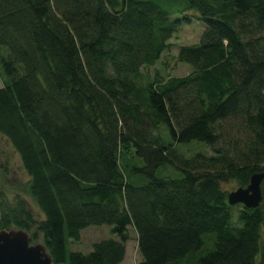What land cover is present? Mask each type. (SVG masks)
Masks as SVG:
<instances>
[{
	"label": "trees",
	"instance_id": "1",
	"mask_svg": "<svg viewBox=\"0 0 264 264\" xmlns=\"http://www.w3.org/2000/svg\"><path fill=\"white\" fill-rule=\"evenodd\" d=\"M196 22L190 73L143 72ZM0 45V134L43 215L0 190V231L54 264H123L131 228L139 264H264L263 204L223 188L264 173V0H0ZM103 225L115 237L70 250Z\"/></svg>",
	"mask_w": 264,
	"mask_h": 264
},
{
	"label": "rangeland",
	"instance_id": "2",
	"mask_svg": "<svg viewBox=\"0 0 264 264\" xmlns=\"http://www.w3.org/2000/svg\"><path fill=\"white\" fill-rule=\"evenodd\" d=\"M202 31V24L198 22L190 26L182 27L180 31L173 35L170 40V47L168 51L162 55V58L156 63V65L151 68L144 69L143 72L149 73L151 76L157 72L163 77H167L169 75L182 76L190 73L192 71V67L186 63L179 62L177 60V54L181 46L199 42ZM8 53L9 49L6 46L0 45V88L4 84V78L1 70V57L5 55L7 56ZM162 132L163 134L166 133L164 130ZM183 150L188 156H190L195 151H206L208 148L203 145H187L183 147ZM124 155L125 156L122 160H126L125 163L128 162L131 165L138 163V159H136L131 150L126 152ZM29 179L30 177L22 164L20 155L15 151L11 143L0 134V190H4L10 195L20 194L29 202L38 217L42 219L43 215L33 201L32 195L29 191ZM223 188L227 192H231L238 188V184L235 181L225 182L223 183ZM262 204L264 206V199ZM6 231L18 232L19 229L12 227ZM26 233L28 234L31 245H44L42 238L32 242L30 240L31 234L28 232ZM130 233L131 238L127 243V256L123 264H139L142 257L138 249L137 232L131 228ZM109 237H115L111 234L110 226H91L83 231L81 240L79 242L72 241L69 248L73 251L87 253L92 251L94 242Z\"/></svg>",
	"mask_w": 264,
	"mask_h": 264
},
{
	"label": "water",
	"instance_id": "3",
	"mask_svg": "<svg viewBox=\"0 0 264 264\" xmlns=\"http://www.w3.org/2000/svg\"><path fill=\"white\" fill-rule=\"evenodd\" d=\"M264 173L251 177L247 187H239L228 195L231 205L243 204L249 208L262 204ZM0 264H54L44 245H31L26 231H0Z\"/></svg>",
	"mask_w": 264,
	"mask_h": 264
}]
</instances>
